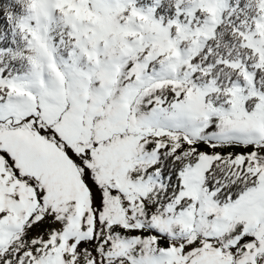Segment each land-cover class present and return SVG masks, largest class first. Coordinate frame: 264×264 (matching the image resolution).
Here are the masks:
<instances>
[{
    "label": "snow or ice",
    "instance_id": "1",
    "mask_svg": "<svg viewBox=\"0 0 264 264\" xmlns=\"http://www.w3.org/2000/svg\"><path fill=\"white\" fill-rule=\"evenodd\" d=\"M0 264H264V0H0Z\"/></svg>",
    "mask_w": 264,
    "mask_h": 264
}]
</instances>
